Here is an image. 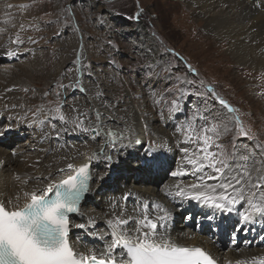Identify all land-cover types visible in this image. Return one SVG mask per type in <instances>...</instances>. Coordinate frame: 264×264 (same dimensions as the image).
<instances>
[{
    "label": "snow or ice",
    "instance_id": "1",
    "mask_svg": "<svg viewBox=\"0 0 264 264\" xmlns=\"http://www.w3.org/2000/svg\"><path fill=\"white\" fill-rule=\"evenodd\" d=\"M139 17L137 12L134 18ZM12 42L20 45L23 40L17 34ZM4 55L11 59L19 53ZM73 65L52 86L54 101L47 108L41 106L29 121L30 126L40 127L42 141L55 140L58 146L52 151L58 158L38 175L17 173L15 190L0 191V264H217L204 248L185 245L172 236L175 211L196 209L208 221L235 215L233 235L264 221V143L256 141L235 115L237 110L214 89L188 79L187 74L169 75L167 95L153 96V106L161 122H170L171 138L159 144L147 142L145 147L127 114L118 115V101L108 100L106 89L94 79L98 74L82 49ZM186 67L188 74L199 75L191 65ZM201 87H206L205 93ZM193 96L205 102L204 112L187 107ZM209 99L231 114L236 129L231 151L223 143L230 131L224 114L208 107ZM143 127L148 131L147 124ZM11 129L10 124L3 127L0 137ZM69 135L83 138L85 150L69 146L64 139ZM239 137L253 141L252 145L238 144ZM137 146L135 171L171 181L163 183L162 191L172 207L143 200L129 190L113 197L103 215L88 212L87 202L128 163L125 157L133 155L129 149Z\"/></svg>",
    "mask_w": 264,
    "mask_h": 264
},
{
    "label": "rangeland",
    "instance_id": "2",
    "mask_svg": "<svg viewBox=\"0 0 264 264\" xmlns=\"http://www.w3.org/2000/svg\"><path fill=\"white\" fill-rule=\"evenodd\" d=\"M1 3H4L5 9L0 16V42L5 50L19 51V55L11 59L5 56L8 58L5 61L0 59V73L10 68L15 75V68H19L18 72L23 73L24 79L17 78V84L14 78L3 81L2 87L13 85L14 93L22 99L21 107L25 109L22 116L14 121L17 125L21 124L19 134L22 136L15 135L14 139H9V144L34 146L30 129L37 126H30L29 121L41 106L47 108L54 101L52 86L60 80L64 70L53 77L45 73H48L52 61L59 59L64 48L69 51V58L67 64L61 67L65 70L74 67V53L76 47L79 49V42L87 50L86 62H91L96 73L100 71L112 82V101L122 105L119 109L128 111L131 103L137 109L139 120L146 122V118L151 117L153 123L148 131H143L146 132L143 134L145 146L150 140L157 144L159 140L163 141L162 129L172 132L168 123L161 122L157 108L153 106V96L160 99L161 95H167L165 90L171 86L167 79L169 75L174 78L175 75L185 74L188 79H195L198 84L203 81L205 86L214 89L218 97L237 110L235 115L239 116L246 129L251 130L256 141L264 143V67L256 69L249 63L235 62L227 42L203 28V17H197L193 8L187 6L188 2L0 0ZM137 12H140L139 19L134 18ZM17 34L23 40L20 45L12 42ZM187 65H191L199 75L188 74ZM169 67L171 73L165 71ZM200 91L205 93L206 87H201ZM46 92L48 96L44 95ZM186 103L188 108L197 106L201 112L206 110L205 102H197L194 96L189 97ZM207 106H214L217 114H224V122L230 131L223 143L231 151V141L236 134L231 114L221 109L214 99H209ZM241 142L249 146L253 143L239 137L237 143ZM131 164L138 166L135 159ZM186 212L188 214L190 209ZM197 215L198 212L196 218L193 216L194 224L196 219L203 218ZM198 227L194 230L198 231ZM205 232L204 228L203 234Z\"/></svg>",
    "mask_w": 264,
    "mask_h": 264
},
{
    "label": "bare ground",
    "instance_id": "3",
    "mask_svg": "<svg viewBox=\"0 0 264 264\" xmlns=\"http://www.w3.org/2000/svg\"><path fill=\"white\" fill-rule=\"evenodd\" d=\"M185 1L188 2L187 6L189 8H193L197 17H203V28L206 31L211 32L221 41L227 42L228 51L230 55L236 59L235 62L239 61L245 63V65L249 63L254 65L256 69L258 67H264V3H261V0H184V2ZM258 3H260V7L256 6ZM3 5L4 3L0 4V16L5 9ZM78 46L79 49L76 47L74 55H77L82 49V55L85 58L87 55L86 48L82 47L81 42L78 43ZM6 51L3 43L0 42V59H3ZM68 58L69 51L64 48L59 59L52 61V65L45 75L52 74L53 77L59 74L60 70L65 71V67L61 66L67 64ZM72 68L73 67H71V69ZM18 69L19 68H15V75L12 74L13 69L10 68H5L0 73V130L9 124L12 125L11 131L7 132L4 137H0V191L3 192L15 190L14 176L17 173L21 176L25 174L38 175L40 172L45 171L46 165L54 163V159L58 158L59 155L52 151V149L58 146L55 140H41L39 126L30 129L34 146L20 147L19 145L9 144V139H14V137H16L15 135L18 136L20 133L19 125L21 124L17 125L14 121H17L19 116H22L25 109L21 107V103H23L22 99L16 97L13 90L14 88L12 87L13 85L2 86H4L3 81H5L6 78H14L16 84L18 83L17 78H21L20 80L22 81L23 73L21 74L18 72ZM27 70H29V67H27ZM97 74L98 76L96 78L98 82H102L101 85L106 89L107 99L112 100L113 95L110 91V88L113 87L112 82L108 81L107 77H105L103 73H100V71H97ZM64 82L67 83L66 81ZM8 89H12V91H7ZM76 95L79 99L80 94L77 93ZM69 100H71V96H69ZM81 103L86 104L87 101L81 100ZM96 103L98 104L99 102L97 101ZM12 105L16 107L13 108ZM118 107L121 108L122 105L120 104ZM121 113L122 115L125 113L127 114L129 123L133 126L135 132L139 133L140 137L143 139V134L146 133L143 132V125L147 124L148 128H150V125L153 123V121L151 122V117L148 116L146 122L139 120L136 116V113L138 114L137 109L131 103L130 110H120L118 114ZM4 121L7 122L5 123ZM135 126H138V130L135 129ZM168 126L172 131L170 122ZM161 134L165 139L163 141L159 140V142H164L171 138L172 132L169 133L162 129ZM19 136H22V134H19ZM64 139L69 146L73 144L78 146L80 151H84L86 148L83 138L69 135ZM138 148L139 146L129 149V152L133 155L125 157L128 163L118 168L119 170L116 171L112 180L101 187L99 194L94 195L87 202L86 210L88 212L97 216L103 215V213L108 211V203L113 197L118 198L129 190H131L135 196L143 200L164 203L172 207L171 202L165 197L162 191L163 183L171 181H165V179H162L161 175H148L135 171L138 166L132 165L131 162L134 160L133 156L136 154ZM65 151H68V149H65ZM13 152H16V155H12ZM139 154L143 155V151L140 150ZM165 154L170 155L167 153ZM37 161H39V164H37ZM129 204L131 205V201ZM187 209H190L188 215L193 213L194 218H196L195 214L198 212L196 209L186 208L184 211H175V219L170 226L172 236L178 238L179 242L202 245L214 258L218 259L220 264H260V262L264 260V239L262 240V236L264 237V221L257 220L255 224L245 228V235L246 233L251 235L254 234L250 244L237 247L227 246V243L221 244L219 241H216L218 237L215 234L213 235L217 237V239L213 240L212 236L211 238L207 237V229L209 232H212L208 227V223L207 226H204L206 231L204 234H200L197 230H194V228L190 226V222L194 219L190 220L183 217V215L187 213ZM235 218V215L227 219L220 217L217 221H222L227 229H231L233 228ZM203 221L207 222L208 220L200 217L199 220L196 219L198 226ZM75 231L79 232V230ZM185 233L188 235L185 236ZM244 234L241 233L242 236ZM84 239L91 242V238L89 237H84Z\"/></svg>",
    "mask_w": 264,
    "mask_h": 264
}]
</instances>
